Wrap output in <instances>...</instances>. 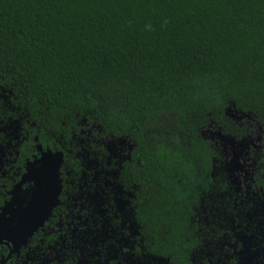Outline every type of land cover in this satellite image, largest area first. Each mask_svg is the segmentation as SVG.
I'll return each instance as SVG.
<instances>
[{"label": "trees", "instance_id": "1", "mask_svg": "<svg viewBox=\"0 0 264 264\" xmlns=\"http://www.w3.org/2000/svg\"><path fill=\"white\" fill-rule=\"evenodd\" d=\"M228 105L264 119V0H0V118L41 142L81 119L133 139L138 213L183 262L213 164L202 129Z\"/></svg>", "mask_w": 264, "mask_h": 264}, {"label": "flooded vegetation", "instance_id": "2", "mask_svg": "<svg viewBox=\"0 0 264 264\" xmlns=\"http://www.w3.org/2000/svg\"><path fill=\"white\" fill-rule=\"evenodd\" d=\"M225 115L202 129L213 164L185 262L155 247L138 213L133 139L81 119L41 142L24 114L1 117L0 264H264V119L234 105ZM55 153L35 192L33 170Z\"/></svg>", "mask_w": 264, "mask_h": 264}, {"label": "water", "instance_id": "3", "mask_svg": "<svg viewBox=\"0 0 264 264\" xmlns=\"http://www.w3.org/2000/svg\"><path fill=\"white\" fill-rule=\"evenodd\" d=\"M56 161L51 162L48 160L39 161L38 167L33 170V178L36 181L35 192L42 188L43 184L48 183L50 180L46 177V174L56 172L60 162V153H55ZM33 198V197H32ZM44 204H37L34 213H40Z\"/></svg>", "mask_w": 264, "mask_h": 264}]
</instances>
